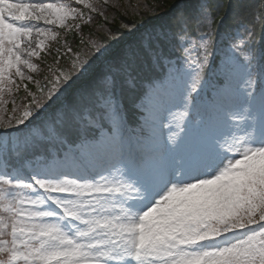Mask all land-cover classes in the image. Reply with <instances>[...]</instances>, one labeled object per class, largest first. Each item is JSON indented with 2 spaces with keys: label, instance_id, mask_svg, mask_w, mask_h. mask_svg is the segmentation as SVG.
Wrapping results in <instances>:
<instances>
[{
  "label": "snow or ice",
  "instance_id": "snow-or-ice-1",
  "mask_svg": "<svg viewBox=\"0 0 264 264\" xmlns=\"http://www.w3.org/2000/svg\"><path fill=\"white\" fill-rule=\"evenodd\" d=\"M148 8L0 0V264H264V0Z\"/></svg>",
  "mask_w": 264,
  "mask_h": 264
},
{
  "label": "trees",
  "instance_id": "trees-1",
  "mask_svg": "<svg viewBox=\"0 0 264 264\" xmlns=\"http://www.w3.org/2000/svg\"><path fill=\"white\" fill-rule=\"evenodd\" d=\"M119 3H125V0H118ZM149 5L146 19L150 25H171L174 21L176 12L184 8L186 12L194 10L199 0H144ZM207 3L213 10L216 19L221 20L220 31L235 29L243 25L252 24L253 13L258 11L257 5L260 0H207ZM137 17H128L136 19ZM256 38L264 36L259 26H255ZM117 53H113L116 55ZM101 66L94 71L99 72ZM87 83V78L79 82L78 86Z\"/></svg>",
  "mask_w": 264,
  "mask_h": 264
}]
</instances>
